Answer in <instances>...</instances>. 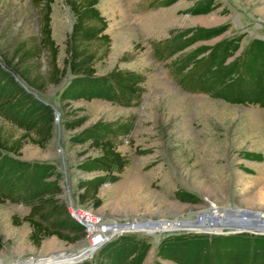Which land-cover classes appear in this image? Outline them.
Wrapping results in <instances>:
<instances>
[{
  "label": "rangeland",
  "instance_id": "rangeland-1",
  "mask_svg": "<svg viewBox=\"0 0 264 264\" xmlns=\"http://www.w3.org/2000/svg\"><path fill=\"white\" fill-rule=\"evenodd\" d=\"M97 10L106 21L103 33L109 44L104 56L99 44L91 47L96 52L95 75L104 76L114 69L139 74L142 92L137 104L127 108L103 100L61 104L58 95L69 79L67 74L57 87L48 86L36 94L53 110L52 138L43 149L25 144L18 159L54 166L66 209L71 205L78 216L92 218L93 224L98 219L107 226L159 221V226L118 236L130 235L147 246L141 264H173L157 257L159 242L193 232H157L162 226L172 227L164 222L193 220L212 209L264 212V105L228 103L183 91L176 83L200 46L206 51L197 58L218 54L223 66L235 65L238 72L249 63H264V0H99ZM49 17L51 39L58 49L56 63L61 68L71 24L63 0H53ZM207 29L219 34L186 45L194 32ZM38 40V11L29 0H0V51L8 53L10 44L19 41L33 47ZM47 63L46 53L41 52L31 75L46 77ZM83 118L80 127L66 129V124ZM127 118L132 120V129L118 147L126 166L113 182L98 188L96 207L90 201L78 203L81 190L76 189L77 182L98 173L77 169L94 152L70 145L69 139L95 122ZM0 126L14 138L22 133L1 118ZM27 213L28 207L22 204H0L1 264L30 258L36 260L29 263L36 264L51 256H56L55 264H65L89 252L86 228L70 216L83 228V240L67 245L51 237L33 246L29 228L21 222ZM239 234L264 238V234ZM99 248L73 264L91 262Z\"/></svg>",
  "mask_w": 264,
  "mask_h": 264
},
{
  "label": "trees",
  "instance_id": "trees-1",
  "mask_svg": "<svg viewBox=\"0 0 264 264\" xmlns=\"http://www.w3.org/2000/svg\"><path fill=\"white\" fill-rule=\"evenodd\" d=\"M99 0H63L71 17L64 42L62 66L56 63L58 49L51 39L50 12L53 0H29L38 11L39 40L33 47L25 42H12L10 51H0V118L20 129L18 137L5 133L0 126V204L19 203L28 207L21 222L29 228L28 240L38 247L40 242L54 237L67 245H74L85 237L83 228L70 219L60 199L59 174L54 166L19 160L25 144L43 149L52 138L53 110L36 94L45 87H57L65 81L58 95L61 104L78 100H103L120 107H133L141 95L142 78L128 70L114 69L104 76H96L93 68L96 52L92 45L103 47L106 54L109 38L104 34L106 21L97 10ZM216 29L197 30L187 40V46L211 39ZM200 46L176 78L177 85L189 93H202L211 98L235 104L264 105V63H249L241 71L235 65L223 66V58L205 52ZM45 52L48 63L46 77L31 75L33 62ZM158 53V52H157ZM156 59H159L157 55ZM19 81L21 83H19ZM34 92V93H33ZM78 119L66 124V129L80 127ZM132 120L95 122L81 128L69 139L70 145L85 147L94 152L77 165L84 173H98L80 180L76 189L77 202L90 201L98 205V188L113 182L116 174L126 166L118 147L128 138ZM147 246L130 235L118 236L103 244L91 262L80 264H141ZM157 257L173 264H264V238L250 239L245 234L206 235L183 233L162 239Z\"/></svg>",
  "mask_w": 264,
  "mask_h": 264
},
{
  "label": "water",
  "instance_id": "water-1",
  "mask_svg": "<svg viewBox=\"0 0 264 264\" xmlns=\"http://www.w3.org/2000/svg\"><path fill=\"white\" fill-rule=\"evenodd\" d=\"M217 209L201 212L193 220L179 221L171 224L170 231L193 232L209 235H230L239 233L264 234V212H254L243 209L224 208L219 213ZM172 222V221H171ZM159 221H139L123 223L121 225H111L116 228V234L122 232L140 231L142 227L159 225ZM83 259V258H82ZM82 259L74 262H80Z\"/></svg>",
  "mask_w": 264,
  "mask_h": 264
},
{
  "label": "built area",
  "instance_id": "built-area-1",
  "mask_svg": "<svg viewBox=\"0 0 264 264\" xmlns=\"http://www.w3.org/2000/svg\"><path fill=\"white\" fill-rule=\"evenodd\" d=\"M67 212L69 214V216L75 221V222H78V223H81L84 225V227L86 228V232H87V236L85 237L86 238V243L88 242V240H90V236L94 237L95 238V247L92 248L90 250L89 253H87V255L83 258L85 259L86 257H90L93 252L98 248V247H101L103 244H105L106 242H108L112 237H116L119 235V233L116 234V228L114 226L113 228V231H110L111 229V226H107V225H104V224H101L99 223V219L97 220L96 223H91L89 221V218L86 214L84 215H81V216H78L77 214V210L75 208H73L71 205L68 204V208H67ZM88 220V221H87ZM88 225H91L93 228L91 231H89V228H88ZM106 232L108 233L107 235ZM101 237V238H100ZM114 237V238H115ZM36 259H28L26 261H20V262H15L13 264H30L29 261H35ZM37 260H40L37 259ZM1 264V263H0Z\"/></svg>",
  "mask_w": 264,
  "mask_h": 264
},
{
  "label": "bare ground",
  "instance_id": "bare-ground-1",
  "mask_svg": "<svg viewBox=\"0 0 264 264\" xmlns=\"http://www.w3.org/2000/svg\"><path fill=\"white\" fill-rule=\"evenodd\" d=\"M216 213H219L218 211L216 212ZM89 221L90 222H92V218H89ZM164 224V223H163ZM159 225H161V223L159 224ZM158 225V226H159ZM88 228H89V231H91L92 230V226L91 225H88ZM172 229V227H169V226H162V227H160V229L157 231V232H163V230H167V231H169V230H171ZM110 231H113V228L111 227V230ZM150 231H152V232H156V231H153V230H150ZM101 238V237H100ZM94 240H95V238L94 237H92V236H90V240H89V248H88V251L90 252V250L92 249V248H94L95 247V242H94ZM88 252V253H89ZM87 255V254H86ZM85 255V256H86ZM85 256H82V257H80V256H78V257H76V259L74 260V261H76V260H79V259H82V258H84ZM53 257H56V256H51V257H49V258H45V259H43V261L41 260V262L40 263H36V264H55V262L53 261ZM74 261H71V262H74ZM67 263H70V262H67ZM63 264V263H62ZM66 264V263H65Z\"/></svg>",
  "mask_w": 264,
  "mask_h": 264
}]
</instances>
